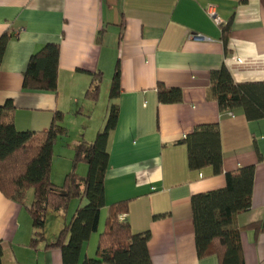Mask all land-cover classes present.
<instances>
[{
  "label": "crops",
  "instance_id": "obj_1",
  "mask_svg": "<svg viewBox=\"0 0 264 264\" xmlns=\"http://www.w3.org/2000/svg\"><path fill=\"white\" fill-rule=\"evenodd\" d=\"M6 33L13 37L0 63V106L12 101L18 131L46 132L60 112L85 124L80 140L92 142L110 106L118 110L106 145V205L81 261L96 256L108 207L128 201L120 221L133 234L149 232L152 264H219L215 255L197 256L191 198L223 189L226 173L254 166L251 208L233 226L241 230L244 264H264V232L248 228L264 221V119L248 122L239 109L220 111L210 93L211 75L221 69L237 84L264 82V0H0V37ZM48 44L59 51L56 93L24 90L30 57ZM117 68L121 92L110 101ZM99 73L93 103L85 94L91 76ZM158 85L181 90L182 101L160 104ZM214 124L222 173L210 167L192 171L180 142L197 126ZM77 143L66 145L71 156ZM76 171L84 177L87 167L80 164ZM72 204L74 210L80 201ZM29 206L0 193L2 264H62L59 250H45L43 243L30 247ZM67 213L54 215L55 224L62 223L53 235L44 231L46 243L57 238Z\"/></svg>",
  "mask_w": 264,
  "mask_h": 264
},
{
  "label": "trees",
  "instance_id": "obj_2",
  "mask_svg": "<svg viewBox=\"0 0 264 264\" xmlns=\"http://www.w3.org/2000/svg\"><path fill=\"white\" fill-rule=\"evenodd\" d=\"M13 37H0V63L6 45ZM228 29H223L226 44ZM58 46L48 44L33 54L23 74V89L56 93L58 71ZM91 84L85 97L97 101L101 74L91 76ZM121 92L120 71L117 68L110 85L109 100ZM210 93L220 111L241 110L248 122L264 119V82L235 83L226 69L211 75ZM160 104L170 105L182 101L181 90L166 89L158 85ZM14 104L8 100L0 106V193L20 205H24L25 193L33 191L32 203L27 207L31 218L32 237L30 247L45 244V250H59L62 264H152L147 244L149 232L133 234L120 217L128 213V201L108 207L105 229L99 237L98 249L93 259L80 260L85 244L98 230L100 212L105 207L104 178L109 156L106 150L109 133L115 128L118 110L111 105L103 129L94 141L81 139L73 147L71 170L61 186L50 179L53 146L67 135L63 126V114L53 115L46 132L18 131L13 124ZM188 152V167L198 171L212 168L215 175L222 173L220 132L217 125H199L180 142ZM87 167L84 177L76 169ZM225 187L221 190L195 195L191 198L198 258L217 256L219 264H244L241 230L233 226L237 215L251 208L254 185V166H248L225 174ZM75 199L80 205L69 222L60 230L54 242L45 240L48 214L66 213ZM81 202H84L81 204ZM256 234L264 232V221L252 224ZM0 241V264H2Z\"/></svg>",
  "mask_w": 264,
  "mask_h": 264
},
{
  "label": "rangeland",
  "instance_id": "obj_3",
  "mask_svg": "<svg viewBox=\"0 0 264 264\" xmlns=\"http://www.w3.org/2000/svg\"><path fill=\"white\" fill-rule=\"evenodd\" d=\"M103 99L104 98L101 99V101H102L101 103L104 105ZM93 103H95V102H93ZM99 113L100 112L98 111V109H96V113H95L96 116L95 117H97V118H94V123H95L96 127L98 126L96 121L99 120V116L101 117V115ZM63 124H64L63 126L67 129V139L59 138L55 142L53 157H52L53 165L51 167V173H50L51 181L57 186H61L63 184L64 179H65V175L71 170V166H72L73 156H71L72 153L70 152L72 150H69L68 148H66V145L70 144V142H72V141L79 142L80 138H81L80 137L81 135H79V134L84 133V135H85V133L87 132L86 129L83 127V125H85V124L79 125V123H76V120L74 118H71L68 115H65ZM79 129H80V131H78ZM74 138L76 140H74ZM32 199H33V191L31 189H29L25 193L24 206H29L32 202ZM74 201H78V200L75 199ZM73 203H76V202H73ZM74 206H75V204H72L68 210L67 218H66L67 222H69L71 216L74 213V210H75V209L73 210ZM72 210H73V212H72ZM54 215L55 214L50 213L47 216L46 227H45V231H46L47 236L54 234V232L57 230V228H56L57 223H62L60 221H57L55 224V221H53V217H55ZM49 240H51V239H49ZM54 241H52V242H54Z\"/></svg>",
  "mask_w": 264,
  "mask_h": 264
},
{
  "label": "built area",
  "instance_id": "obj_4",
  "mask_svg": "<svg viewBox=\"0 0 264 264\" xmlns=\"http://www.w3.org/2000/svg\"><path fill=\"white\" fill-rule=\"evenodd\" d=\"M213 18L216 20V17H215V16H214ZM198 38H199V37H198Z\"/></svg>",
  "mask_w": 264,
  "mask_h": 264
}]
</instances>
